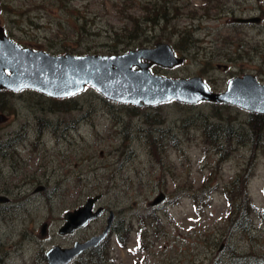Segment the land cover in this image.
<instances>
[{
    "label": "rangeland",
    "instance_id": "1",
    "mask_svg": "<svg viewBox=\"0 0 264 264\" xmlns=\"http://www.w3.org/2000/svg\"><path fill=\"white\" fill-rule=\"evenodd\" d=\"M161 4L166 14L155 7ZM0 9L7 34L42 49L58 43L73 47L72 53H110L118 45V53L166 41L185 60L172 67L153 64L155 73L200 75L213 90L243 73L264 82V0H0ZM237 16L260 21L233 20ZM6 90H0V194L10 199L0 202V264H45L41 252L50 246L101 232L105 217L58 233L64 211L95 194L101 196L97 205L113 209L122 226L132 225L122 231L124 245L115 232L107 238L110 264L264 258V143L251 151L264 133L256 142L243 143L244 136L218 148L202 136L203 123L244 126L248 110L207 100L135 106L109 100L91 86L67 96L78 105L63 109L54 107L61 102L56 97L33 88ZM247 162L254 168L247 182L250 202L260 210L244 220H251L245 230L237 206L243 194L235 188L241 183L233 181ZM160 192L165 198L150 205ZM150 214L154 219L145 217ZM142 216L145 249L137 242Z\"/></svg>",
    "mask_w": 264,
    "mask_h": 264
},
{
    "label": "water",
    "instance_id": "2",
    "mask_svg": "<svg viewBox=\"0 0 264 264\" xmlns=\"http://www.w3.org/2000/svg\"><path fill=\"white\" fill-rule=\"evenodd\" d=\"M233 20L258 22L260 17L237 16ZM183 61L184 58L166 41L118 53H52L20 45L0 25V88H33L51 97H67L91 86L109 100L136 105H153L172 99L190 103L208 100L264 113V82L252 73L233 76L224 89L212 90L200 75L171 77L149 68L152 63L170 67ZM43 187L38 186L36 190ZM99 197L100 194L90 195L82 204L65 210L58 233H71L98 216L103 210L102 205L94 208ZM164 197L165 194L160 192L150 204H156ZM8 199L7 195L0 194V201ZM112 218L111 210L107 224L99 234L76 240L69 246H50L45 251L47 263L67 264L84 249L98 243L106 236ZM46 227L47 222H43L42 235Z\"/></svg>",
    "mask_w": 264,
    "mask_h": 264
},
{
    "label": "trees",
    "instance_id": "3",
    "mask_svg": "<svg viewBox=\"0 0 264 264\" xmlns=\"http://www.w3.org/2000/svg\"><path fill=\"white\" fill-rule=\"evenodd\" d=\"M155 7L157 9H162L161 14H166L167 7H165V4H161L159 6L155 5ZM59 23H60V25L62 24L61 21H59ZM77 28H78L77 31H80L81 25H79V26L77 25ZM129 32L122 31L121 33L130 34ZM121 33H119V34H121ZM23 44H26V43H23ZM117 46L118 45H116L114 47L110 46V48H111L110 53L111 52H117L118 51ZM46 49L49 50L50 52H53V53H61V52L72 51L73 47H66L65 45H61V44L56 43V44H49L48 48H46ZM79 53H84V52L79 51ZM70 99L71 98H67V97H62L60 99L56 98L57 101H61V102L54 105V107L63 108V109H69V108L77 107L76 105H78V104L76 101L72 100V103H69ZM103 100L106 101L107 103L111 104L110 101H108L104 98H103ZM220 103L226 104V105L228 104V103H224V102H220ZM119 104L126 105V107L131 108V105H128L126 103H119ZM54 107H52V108H54ZM248 116L250 118L249 119L250 122H247L244 126H239L238 128H235L232 124L224 122L225 120H221V122H213L212 121V123L205 124V125L203 123L202 124V126H203L202 136L204 138V141L209 142L213 146L215 145L217 148L222 147V145L225 142L228 144H232L233 141L236 140L235 138L239 139L236 141H241V140H243L244 136L246 137V140L243 141V143H247V142L250 143L252 140L254 142H256L259 139V136L262 133H264V113H258V112L248 110ZM233 129H235V131H233ZM261 143H264V137L262 138L260 143H258V144L255 143L251 146V151L253 153H255L257 146H258V148H260ZM226 156H227V153L225 155H221L220 158L224 159ZM252 167H253V162H251V163L247 162V165L245 167L246 170L243 169L244 173L242 172L243 175L241 173L242 176L238 175V177H236L233 181L234 184H236V183L242 184V185L241 184L236 185L235 188H238V189L240 188L241 194H243L240 196L241 200L238 201L237 206L239 209L241 208V212H240L239 217H240V219L242 217L243 223L241 220L240 225L245 230L250 228L251 220H248V221H244V220L250 219L249 216L253 211H259L260 210L259 208L255 207L253 204H251L250 196H249L248 189H247V187H248L247 182L249 181L250 176H252L253 170H254V168L252 169ZM251 169H252V171H251ZM202 189H203V191H202ZM204 189H205V185H202L201 193L204 192ZM193 195H195V193H193ZM145 217H149V219L152 220V219H154L155 215L150 214V216L146 215ZM145 217L142 216L141 219H139L141 224H140L139 228H137V232L139 235L138 245H140L144 249L147 247L148 243H146L144 240H142V241H140V240L145 238V236H146L143 233V230L144 231L147 230L146 226H143ZM124 226L126 228L125 229L126 232H124L125 234L128 232L129 227H131V229H132V225L129 222L127 224H125ZM155 229L158 231L162 230V228H158L157 226H155ZM158 231H156V232H158ZM119 240H117L118 243H119ZM122 241H124V240L121 239V245H124L125 243ZM107 243L105 244V242H104L99 246L90 247V248L84 250L82 253H80L75 258H73L68 264H110V259L108 256L109 251L107 249L108 248ZM40 257H41L40 259H42V261L45 262L46 257H45V253L43 251L41 252ZM237 261L241 262V264H262V263L264 264L263 256H259L258 260L248 258L246 255H239V256H236L233 259H231L232 264H239ZM45 264H47V263H45Z\"/></svg>",
    "mask_w": 264,
    "mask_h": 264
},
{
    "label": "flooded vegetation",
    "instance_id": "4",
    "mask_svg": "<svg viewBox=\"0 0 264 264\" xmlns=\"http://www.w3.org/2000/svg\"><path fill=\"white\" fill-rule=\"evenodd\" d=\"M1 10V9H0ZM259 22V21H258ZM250 23V22H249ZM0 25L1 26H3V30H4V32L7 34V30H6V27L1 23V20H0ZM10 36V35H9ZM16 41V40H15ZM19 44H21V45H26V46H30V47H32L33 49H37V46H35V45H30V44H23L22 42H18ZM150 46H152V45H150ZM172 46V45H171ZM173 47V46H172ZM174 49V48H173ZM174 51H175V49H174ZM176 53V52H175ZM178 55V54H177ZM180 56H182V55H180ZM183 58H184V60H185V57L184 56H182ZM184 62V61H183ZM183 62H181L180 64H182ZM153 64H155L156 65V63H152V64H150L149 65V68H150V70H151V66L153 65ZM180 64H176V65H180ZM159 65V64H158ZM176 65H173V66H176ZM136 67V66H135ZM165 67H167V66H165ZM170 67H172V66H170ZM152 71V70H151ZM153 72V71H152ZM236 76V75H235ZM202 77V76H201ZM203 78V77H202ZM228 81V80H227ZM0 90L1 91H7L6 89H4V90H2V88H0ZM161 103V102H160ZM132 105H135V106H142V105H136V104H133V103H131ZM143 105H149V104H143ZM153 105H155V104H153ZM88 197V196H87ZM101 197V196H100ZM100 197L98 198V200L100 199ZM9 198V197H8ZM10 199V198H9ZM9 199L8 200H6V201H0V202H2V203H5V202H7V201H9ZM97 200V201H98ZM97 201L95 202V206H94V208H96L97 206H99V205H97ZM1 204V203H0ZM156 204H152V206H155ZM102 207H103V210L101 211V213L98 215V216H96V217H94V218H92L91 220H93V219H96V218H100V217H105L104 218V225H103V228H102V230L105 228V225L107 224V219H108V216H109V214H110V211L112 210L113 211V218H112V222H111V224H110V227H109V230H108V232H107V234H106V236L104 237V238H102L98 243H96V244H94V245H91V246H89V247H87L86 249H88V248H90V247H95V246H99V245H101L102 243H104L105 242V244L108 242V237H109V235H110V233L111 232H115V235H116V240H119V243L121 244V239H123L124 238V236L122 235V231H123V229H126L125 228V226H122L123 225V221L122 220H119V221H117V218H118V215L117 214H115V212H114V210L113 209H111V208H109L107 205H105V204H102ZM155 208V207H154ZM90 220V221H91ZM89 221V222H90ZM89 222H87L85 225H87ZM85 225H83V226H85ZM82 227V226H81ZM78 229V228H77ZM101 230V231H102ZM75 231V230H74ZM100 233V232H99ZM99 233H96V234H99ZM138 233V232H137ZM127 234V233H126ZM93 235V234H92ZM87 239V238H86ZM85 240V239H84ZM124 240V239H123ZM118 242V241H117ZM122 242H124L125 243V240L124 241H122ZM108 247V246H107ZM86 249H84V250H86ZM83 250V251H84ZM82 251V252H83ZM81 252V253H82ZM80 254V253H79ZM78 254V255H79Z\"/></svg>",
    "mask_w": 264,
    "mask_h": 264
}]
</instances>
